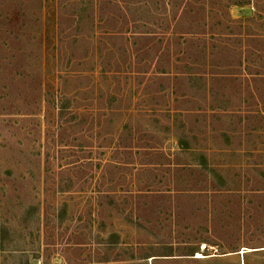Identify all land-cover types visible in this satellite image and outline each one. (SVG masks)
I'll list each match as a JSON object with an SVG mask.
<instances>
[{
    "label": "rangeland",
    "instance_id": "obj_1",
    "mask_svg": "<svg viewBox=\"0 0 264 264\" xmlns=\"http://www.w3.org/2000/svg\"><path fill=\"white\" fill-rule=\"evenodd\" d=\"M0 264H264V0H0Z\"/></svg>",
    "mask_w": 264,
    "mask_h": 264
}]
</instances>
